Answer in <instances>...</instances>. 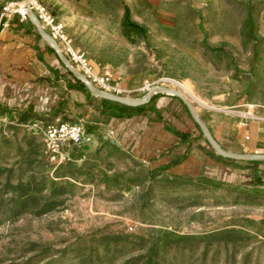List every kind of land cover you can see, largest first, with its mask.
I'll return each mask as SVG.
<instances>
[{
  "label": "rangeland",
  "instance_id": "rangeland-1",
  "mask_svg": "<svg viewBox=\"0 0 264 264\" xmlns=\"http://www.w3.org/2000/svg\"><path fill=\"white\" fill-rule=\"evenodd\" d=\"M164 6L183 7L181 15L201 20L184 42H217L216 67L237 81L245 98L226 111L234 116L236 107L253 103L264 118V0ZM181 83L162 86L194 93L188 81ZM18 118L11 121L0 106V168L13 167V176L24 171L25 188L22 195H0V264H264V192L258 188L152 174L130 153L91 140L55 167L23 153L32 150L27 140L35 134Z\"/></svg>",
  "mask_w": 264,
  "mask_h": 264
},
{
  "label": "crops",
  "instance_id": "crops-1",
  "mask_svg": "<svg viewBox=\"0 0 264 264\" xmlns=\"http://www.w3.org/2000/svg\"><path fill=\"white\" fill-rule=\"evenodd\" d=\"M6 1L0 0V10ZM39 1L64 23L95 71L111 75L131 97L142 96L147 82L188 81L194 93L184 94L224 149L264 153V118L242 127L226 111L245 98L235 88L237 81L216 67L212 48L217 42L183 41L201 21L181 15L183 7L164 6L171 0ZM139 30L144 32L141 38ZM159 34L164 42H157ZM78 80L30 18H10L0 31V106L11 121L17 114L21 121L81 122L93 145L110 144V149L128 152L152 174L264 192V159L218 154L179 97L155 93L132 115L111 116L105 98L93 95Z\"/></svg>",
  "mask_w": 264,
  "mask_h": 264
},
{
  "label": "built area",
  "instance_id": "built-area-1",
  "mask_svg": "<svg viewBox=\"0 0 264 264\" xmlns=\"http://www.w3.org/2000/svg\"><path fill=\"white\" fill-rule=\"evenodd\" d=\"M30 10L35 12L40 23L56 40L61 51L68 57L71 65L76 70L87 77L96 87L104 91L130 96L131 92L116 84L111 75L95 71L89 57L74 45L72 38L65 31L64 23L59 21L43 2L39 0L6 1L0 10V31L8 26L10 18L29 19ZM167 81L177 86H183L179 80L162 78L155 83L147 82L142 90L148 91L151 86L163 85ZM243 105V107H236L231 112L237 118L238 124L245 127L250 120L259 119L260 117L255 113V105L253 103H245ZM23 124L42 139L44 154L47 160L55 167L66 165L72 161L74 158L73 147L90 140V135L81 122L57 121L47 123L41 119H35ZM246 137L250 138L249 135H246Z\"/></svg>",
  "mask_w": 264,
  "mask_h": 264
},
{
  "label": "water",
  "instance_id": "water-1",
  "mask_svg": "<svg viewBox=\"0 0 264 264\" xmlns=\"http://www.w3.org/2000/svg\"><path fill=\"white\" fill-rule=\"evenodd\" d=\"M30 19L31 21L37 26L39 33L42 37L55 49L56 53L58 54L60 60L64 63L67 69L80 81H82L86 88L95 96L100 98H105L113 101L120 102L122 104H126L129 106H140L147 103L153 94L155 93H168L179 97L187 106L192 118L195 122L199 125L201 131L205 135L206 139L208 140L209 144L214 148V150L225 157L235 158V159H264V153H235L224 149L218 141L215 139L214 135L212 134L208 125L201 119L198 115L196 108L192 101L180 90L176 88H171L169 86H162V85H153L151 88L141 97H131V96H123L117 95L114 93H110L104 91L98 87H96L87 77H85L81 72L76 70L70 63L68 57L61 51L58 43L56 40L51 36V34L43 27L40 21L37 18V15L33 10H30Z\"/></svg>",
  "mask_w": 264,
  "mask_h": 264
},
{
  "label": "trees",
  "instance_id": "trees-1",
  "mask_svg": "<svg viewBox=\"0 0 264 264\" xmlns=\"http://www.w3.org/2000/svg\"><path fill=\"white\" fill-rule=\"evenodd\" d=\"M81 83V86L83 88L85 87V84L78 80ZM104 102L108 105L107 106V110L109 115L111 116H123V115H132V113L137 110L138 108L142 107L140 106H129L126 104H122L120 102L117 101H113V100H108V99H104ZM23 120L26 119L22 118ZM28 141V145L32 147V150L29 152H23L24 154H28L29 158L31 155H40L43 159L46 158L45 154H44V144L42 141L39 142V138L37 136H32ZM21 160L16 162L17 165H20ZM14 168H0V177H3V174L5 172H7L8 174L6 176H4L3 180L0 181V195H4L6 193L9 192H16L19 195L24 194V171H20L18 176H13V172H14ZM36 175H33V177H35ZM155 176V175H154ZM16 181V183H13V181ZM261 184V183H260ZM37 190H39L40 188H36ZM236 240V239H234ZM44 251L38 252V253H42ZM39 254H36L34 257H36ZM48 256H52V254H48V255H44L43 257H41V260H44L46 257ZM33 262V259H29L28 263Z\"/></svg>",
  "mask_w": 264,
  "mask_h": 264
}]
</instances>
